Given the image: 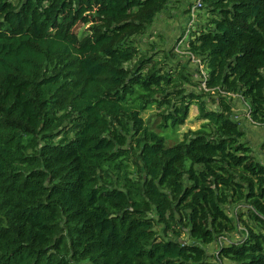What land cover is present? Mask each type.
I'll return each instance as SVG.
<instances>
[{
    "label": "trees",
    "instance_id": "1",
    "mask_svg": "<svg viewBox=\"0 0 264 264\" xmlns=\"http://www.w3.org/2000/svg\"><path fill=\"white\" fill-rule=\"evenodd\" d=\"M181 1L0 0V264H264V162L228 95L264 126V0H203L185 62L145 52Z\"/></svg>",
    "mask_w": 264,
    "mask_h": 264
},
{
    "label": "rangeland",
    "instance_id": "2",
    "mask_svg": "<svg viewBox=\"0 0 264 264\" xmlns=\"http://www.w3.org/2000/svg\"><path fill=\"white\" fill-rule=\"evenodd\" d=\"M192 1L193 0H182L181 3L176 5V9L172 8L170 10H167L157 17L156 21L151 26L148 35L145 36V38H143L142 40L144 42L143 50H145V52L150 51V44L157 43V50H154L155 52L162 53L164 50H170L172 52H169L171 57L170 59L175 61L180 60L183 62L188 60L189 57L184 56L188 47L187 43L185 42L186 35L190 31L192 32L194 28L198 30L201 24H206L209 17L211 16L208 13L204 16L203 8L199 9L196 13L195 22L193 24L191 21V13L187 11ZM80 30H82V28ZM180 36H182V39H185L183 42H180L181 40L177 42V39H179ZM141 39L142 38L139 37L138 41ZM158 56H161V54ZM180 67L181 65L178 66V69ZM236 103H241L240 99L237 97H235V104ZM236 110H240V108L236 106ZM154 112H156V110L154 109L147 110L143 115L145 118H148ZM250 114L252 115L251 110ZM244 117V112L240 111L238 118ZM203 122L204 120L198 117V107L196 105H192L190 108L189 117L186 120L185 124L179 126L178 129L174 132H172V130L166 131L167 143L169 145L176 144L178 141L182 140L184 135L190 132V130L199 129L202 126ZM243 123L247 127L245 129V141H247L250 145L254 156L264 162V159L262 158V156L264 157V149L262 148V144L264 142V126H261V129L256 128L244 119ZM259 130L260 133L259 135H257V132ZM231 209L232 208H229V211L233 213ZM239 238L240 237L237 233H232L227 238L221 239L218 243L208 245L206 248L209 254L215 255L221 245H226L230 241H237L239 240ZM223 262L224 264H231L228 260H223Z\"/></svg>",
    "mask_w": 264,
    "mask_h": 264
},
{
    "label": "built area",
    "instance_id": "3",
    "mask_svg": "<svg viewBox=\"0 0 264 264\" xmlns=\"http://www.w3.org/2000/svg\"><path fill=\"white\" fill-rule=\"evenodd\" d=\"M202 7H203V0H193L191 2V4H190V12L189 13H191V16H192L191 21H192L193 24L195 22L196 13L198 12L199 9H202ZM193 31H196V28H194ZM190 34H191V31L186 35V40L181 38L180 39L181 41L180 40L179 41L183 42L185 40V42L188 45V43H189L188 39L190 38ZM186 53H187V51H186ZM192 58H193V60L195 62H200V60L196 59V57L194 55H192ZM203 87H206V82L203 83ZM228 95L233 97V98H235V97L239 98L240 102H241L239 104L236 103V106H238L240 108V110H236V107H235L234 111L236 112V114H235L234 117L239 119L238 118L239 117V113H240V111H243L244 112V116H245V118H243V119L246 120L248 123L252 124L254 127L261 129V126H263V125L260 122H258V121L253 119L252 115L250 114L251 108L245 102L243 96L240 95V94H233V93H229ZM245 112H246V115H245Z\"/></svg>",
    "mask_w": 264,
    "mask_h": 264
},
{
    "label": "crops",
    "instance_id": "4",
    "mask_svg": "<svg viewBox=\"0 0 264 264\" xmlns=\"http://www.w3.org/2000/svg\"><path fill=\"white\" fill-rule=\"evenodd\" d=\"M257 133H258L257 135H259V133H260V130H259Z\"/></svg>",
    "mask_w": 264,
    "mask_h": 264
},
{
    "label": "water",
    "instance_id": "5",
    "mask_svg": "<svg viewBox=\"0 0 264 264\" xmlns=\"http://www.w3.org/2000/svg\"><path fill=\"white\" fill-rule=\"evenodd\" d=\"M182 242H185L184 240H181Z\"/></svg>",
    "mask_w": 264,
    "mask_h": 264
}]
</instances>
